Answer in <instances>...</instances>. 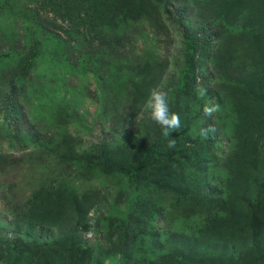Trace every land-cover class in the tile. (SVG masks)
Instances as JSON below:
<instances>
[{"label":"rangeland","instance_id":"374dc122","mask_svg":"<svg viewBox=\"0 0 264 264\" xmlns=\"http://www.w3.org/2000/svg\"><path fill=\"white\" fill-rule=\"evenodd\" d=\"M164 254L264 264V0H0V264Z\"/></svg>","mask_w":264,"mask_h":264},{"label":"clouds","instance_id":"9594fccd","mask_svg":"<svg viewBox=\"0 0 264 264\" xmlns=\"http://www.w3.org/2000/svg\"><path fill=\"white\" fill-rule=\"evenodd\" d=\"M199 96L207 94V90L203 87L197 89ZM220 110L219 104H205L203 113L205 117L211 118L214 113ZM142 111L148 114L149 119L155 121L162 129V135L168 140V147L174 148L176 140L172 138L171 133L181 128L180 117L178 113L171 111L167 94L160 90L159 87L150 90L149 97L144 103ZM215 128H201L200 135L204 138L208 137V133H215Z\"/></svg>","mask_w":264,"mask_h":264},{"label":"trees","instance_id":"16d2710c","mask_svg":"<svg viewBox=\"0 0 264 264\" xmlns=\"http://www.w3.org/2000/svg\"><path fill=\"white\" fill-rule=\"evenodd\" d=\"M76 1H80V0H76ZM40 27H42L43 29H45L44 31L41 32V34L44 35L45 32H51L54 33L55 32V27L54 25L50 24H43ZM245 93L247 94H251L252 95V90L249 89V91H245ZM257 161V160H256ZM248 169H247V173L243 175V181H239L237 183V185L234 187V191H235V196L238 198H247L249 197L250 191L248 190L250 183L248 182V180L250 179V177L248 176ZM228 195V194H227ZM226 196V194H225ZM224 196V197H225ZM224 197H220V199H223ZM241 201H238L237 203H235L234 209L235 212H233V214L237 215V216H244V217H249V216H255L258 217L256 215V213L258 212L257 210H255L253 207L250 208L247 205H243L240 203ZM178 252H182L181 250L178 249ZM172 256L170 254H164L160 257V261L158 262V264H164L166 262L167 259L171 258Z\"/></svg>","mask_w":264,"mask_h":264}]
</instances>
